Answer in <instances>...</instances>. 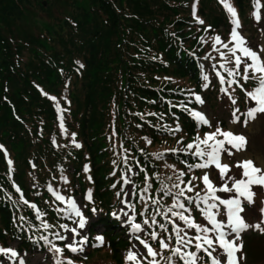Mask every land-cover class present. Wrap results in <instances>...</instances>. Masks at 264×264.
Segmentation results:
<instances>
[{
    "label": "trees",
    "instance_id": "obj_1",
    "mask_svg": "<svg viewBox=\"0 0 264 264\" xmlns=\"http://www.w3.org/2000/svg\"><path fill=\"white\" fill-rule=\"evenodd\" d=\"M231 3L242 20L250 19L253 0ZM203 4H211L222 15H214V28L229 22L217 0H0V245L15 242L23 253L46 250L54 262L59 259L62 264L72 259L73 252L56 237L70 215L48 191L51 185L66 198L91 192L87 208L89 212L96 209L94 223L102 228L101 244L118 259L125 244L116 232L115 213L129 184V210L146 233L156 232L157 241L168 243V257L172 256L178 246L172 225L157 209L165 212L173 200L163 196L160 188L162 183L169 187L176 183L179 171L186 173L185 182L200 177L197 169H188L199 160L184 149L205 131L182 105L196 107L192 93L206 102L218 93L223 95L219 84L203 79L215 74L200 65L205 55L198 48L197 18L209 26ZM28 11L41 17L33 22V32L22 28ZM216 71L225 76L222 87H228L227 72ZM255 86L251 80L245 85L249 90ZM233 88L229 92L236 100L246 99L239 88ZM177 126L180 131H169ZM73 139L79 148H74ZM157 154L163 158L157 159ZM129 169L136 173L126 179L131 177ZM192 183L203 194L201 181ZM13 185L35 209L23 203ZM156 199L159 204L152 202ZM262 199L257 196L252 205L257 217ZM190 207L195 220L203 219ZM176 222L185 228L182 221ZM44 223L51 227L45 229ZM185 231L193 235L191 229ZM42 236L62 248L63 254L50 252L51 245ZM95 246L100 248L97 242ZM164 260L165 255L158 256L159 264ZM171 264L183 262L172 256Z\"/></svg>",
    "mask_w": 264,
    "mask_h": 264
},
{
    "label": "snow or ice",
    "instance_id": "obj_2",
    "mask_svg": "<svg viewBox=\"0 0 264 264\" xmlns=\"http://www.w3.org/2000/svg\"><path fill=\"white\" fill-rule=\"evenodd\" d=\"M219 3L224 8L225 12L229 16V23L232 25L229 32V39L227 41L222 40L219 35L212 37L211 45L213 51L219 54V57L224 63H220L219 67L227 72V76L230 79L227 80L228 87H221L220 91L226 95L231 103L235 106L237 104L236 98L229 92V88L235 91L233 85L239 88L246 97V103L252 101L254 106L249 107L246 112L241 113L239 107H234L231 116L230 123L233 125H242L247 128L250 122L257 119L258 114H264V42H258L255 45L242 35L240 29L242 28L240 18L236 8L231 3V0H219ZM261 0H253V12L252 16L254 21L262 25L261 32H264V20L261 17ZM195 15V12H194ZM199 24H203L204 21L197 18ZM210 27V26H209ZM208 29H205L207 31ZM203 43H208V41L201 38ZM222 49L226 51H222ZM230 57V59H229ZM205 59H214L210 55L205 57ZM233 64L232 68H225V64ZM243 65V68L241 66ZM82 68L83 65L81 64ZM216 76L219 79L221 85H224L226 80L225 76L219 71H216V65H212ZM236 77H239L237 79ZM203 79L208 81V76L204 75ZM255 81L256 86L251 90L245 87L249 81ZM243 81V83H241ZM204 88L208 87V84L203 85ZM196 103L203 105L205 101L203 98L195 93H192ZM55 99V98H51ZM185 110L190 112V115L197 121L198 125H205L208 127H213L211 117L207 116L202 111L188 109L187 105H182ZM240 113V115H237ZM243 117V119H242ZM61 128L63 129V119L61 117ZM173 134L180 131L179 126L175 129H169ZM73 138L75 134H72ZM73 143L77 148L81 145ZM151 143V141H147ZM177 143H181L180 140ZM249 144L248 137L240 133L239 131H224L219 124L215 125V131L204 133L203 137L199 134L195 139L185 146L184 151L191 153L192 156L196 157L199 162L195 164H189L188 169H201V170H212L218 173V179L221 181L219 185L214 183L210 179V171H202L200 177H192V179L187 182L184 181L183 177L186 175L185 172L179 171L176 176V183H173L171 187L167 184H163L160 191L163 196H171L173 203L167 210L163 213L157 209V214L162 215L168 219V223L172 225V233L175 235L177 247L172 249V256H178L183 264H197L198 259H202L203 256L208 257L209 264H241L244 259L242 254L243 243L238 241L241 240V233L247 232L249 229L257 231L264 234V199L261 200V207L259 208V215L257 222L248 223L246 222V212L245 205H254L255 198L260 195L264 196V164L258 165L252 158L240 155L239 153H246L247 146ZM2 148V146H0ZM171 152H177L178 149H171ZM236 157L235 163L230 164L228 158ZM157 159H162V154H157ZM12 161L8 160V164L11 165ZM35 167V165H33ZM173 167L174 166H169ZM233 168L239 171V179L235 176L230 175ZM84 171H89L87 165H85ZM131 171V169H129ZM115 174V173H113ZM65 183H67V178H63ZM91 179V177H89ZM148 177L146 176V181ZM168 179H172L169 177ZM199 179L204 185L203 194L200 191H196V185L192 183L193 180ZM128 182L127 180L125 181ZM231 182V184H229ZM183 185V187H181ZM16 191L20 193L21 200L24 204L28 205L30 208L35 209L36 206L26 199L23 198V193L18 186L13 185ZM115 187V185H113ZM254 187H258L260 192L257 193L253 191ZM175 189V191H173ZM148 189L145 188L146 192ZM48 191L53 193L55 199L63 204L70 207L71 211L76 217H79L77 222L78 228L83 229L86 225L85 217L82 211L77 206V203L72 197H64L59 193L55 192L51 185L48 186ZM194 192L193 196L187 195V193ZM228 193L231 194L228 198H223L217 193ZM119 195V193H118ZM183 198V199H181ZM87 199L91 201V192L89 191ZM162 199V197H161ZM154 204H159L160 200L156 199L152 201ZM199 212L201 217L206 221V223H197L195 218L191 215L192 208ZM223 207V212L221 211ZM173 209H180V211H173ZM93 213L96 209H92ZM254 214H255V210ZM169 213L171 216L169 217ZM187 213V215L185 214ZM39 210H37V218L40 217ZM127 215V213H125ZM217 217H220L219 219ZM174 218V219H173ZM21 220L25 218L20 217ZM177 220L182 221L186 229L194 230V235L189 236L188 231L185 228H181L177 224ZM130 227L133 233H139L143 231L142 225L136 223L134 217H129ZM155 224L157 221L152 220ZM144 224H148L145 220ZM45 229L51 227L47 223L43 224ZM66 227V226H62ZM159 227L165 232H168V228L165 224H160ZM73 233V239L75 236L79 235L77 229L70 230ZM183 233V235L181 234ZM57 239L64 240L67 239L64 236L56 234ZM152 239H157L158 233H151ZM45 244L51 245L49 247L50 252L56 254H63V249L57 247L51 241L48 240L47 236H42ZM102 241V237H97ZM143 248L146 249L145 259L147 257H152L153 259L148 261V264H157L155 257L159 254L153 250V248L139 236L136 237ZM168 239H171V234ZM160 246L163 249L169 247L165 240L161 239ZM86 243V237L79 242V247L74 243L66 244L65 247L71 252H77L82 250V245ZM189 246L195 248V251H184ZM198 253H202L203 256H198ZM240 253L238 256L237 254ZM172 256L168 257L171 264ZM0 257L6 258L7 261H13L14 264H26V261L19 252H17L12 247H0ZM126 261L133 262L137 264L139 257L133 251H129V254L125 257ZM0 264H4V261H0ZM55 264H62L61 260L56 259ZM67 264H72L71 260L67 261Z\"/></svg>",
    "mask_w": 264,
    "mask_h": 264
},
{
    "label": "rangeland",
    "instance_id": "obj_3",
    "mask_svg": "<svg viewBox=\"0 0 264 264\" xmlns=\"http://www.w3.org/2000/svg\"><path fill=\"white\" fill-rule=\"evenodd\" d=\"M41 3L42 5L44 4L43 6H45L44 1H42ZM56 6L52 8L50 15L53 13L52 11L56 10L57 8ZM202 7H203V11H205L208 14L206 23L209 24L210 27L206 26V24L204 23L199 24L197 22L200 28V39H199L200 46H198V48H199V51L205 55V57L210 55L214 59L202 58L200 60V65L201 67L205 66L203 70L207 69V66L208 68H210V70H213L212 65L215 64L216 69L222 70L219 67V64L224 63V61L220 59L219 54L217 52L213 51L211 40H212V37L219 35L222 38V40L227 41L229 39V32H230L232 25L229 22L223 21L225 23L220 24V25L217 24L215 25L216 28H214L212 26L214 25L213 17L215 14H218V16L220 17L221 14H219L218 9L214 8L211 4H206V6L203 4ZM260 11H261L262 20H264V7H262ZM252 12L253 10H251V16L249 20L245 18L244 20H242V18L239 17L241 25H242V28L240 29V31L242 35L247 37V39L251 41L253 45H255L258 42H264V32H261L262 25H259L254 21ZM39 14L40 13H37L35 11H31V12L28 11L25 19L22 22V28L29 32H33L32 28L35 27L33 22L36 19L41 18L40 16H38ZM52 15L54 16V14ZM220 22H221V19H220ZM205 29H208V30L205 31ZM201 38L208 41V43H203L201 41ZM222 51H226V50L222 49ZM205 61H207V64H205ZM229 67H233V64L231 63L225 64V68H229ZM241 68H243V65L241 66ZM209 81L216 82L222 87L216 74L210 73ZM199 96L203 98L202 95H199ZM203 100L205 101L203 105H200L194 101L196 103V107L192 110L202 111L207 116L211 117V121L214 126L210 128L204 125L205 127L204 133L215 131V125L218 123L219 126L221 124L223 125L222 129L224 131L232 130V131H239L240 133L245 134L249 139L247 151L246 153H239L237 154V156L244 155V156L252 158L258 165L264 164V114H258L257 119L255 121L250 122L247 128H244L242 125H233L230 123V116H231V112L234 107H239L241 110V113H243V112H246V110L249 107L254 106L253 102L248 101L246 103V99H244L241 101L243 102L241 104V102L237 100V104L233 106L231 105L226 95L224 94L220 95L219 93L218 95L216 94L215 97L210 98L208 102H206L204 98ZM237 115H240V113H237ZM204 133L202 135L201 134L199 135L203 137ZM193 135H196V134H193ZM75 143H78V140H75ZM72 144L75 148V144L74 143ZM235 160H236V157L228 158V162L230 164H234ZM197 170L199 172V176H201L202 171H210V179H212L214 183H216L217 185L221 183V181L218 179V173L216 171L207 170V169L206 170L197 169ZM135 173L136 172L132 170L129 173L131 177L126 176L125 178L130 179L133 176H135ZM68 174H70V172ZM230 175L235 176L237 179L240 178L239 171L235 168H233L232 173H230ZM229 184H231V182H229ZM28 186L30 188L33 187L32 184H28ZM202 186L204 188L203 184ZM73 188L77 192L78 190L77 186L74 185ZM253 191L259 193L260 189L258 187H254ZM130 193H131V186L128 184L126 185V188L124 190L122 202L115 213V219L118 222V229H119V230L117 229L116 232L121 233V239L124 241V244H125L124 248L121 249L120 253L118 254V259H113L111 254L106 250V248H104V245H103L104 243L101 244V241L97 239V237H101L99 233L100 232L102 233V228L98 224L94 223L96 221V214H94L93 212H89V209L87 207L90 202L87 199L86 195L82 196V194L80 193L79 195L69 196L75 199L77 206L80 208V210L83 213V216L85 217L86 225H85V228L83 229L78 228L77 222L79 220V217L75 216V214L71 211L70 207L63 203L60 204L61 205L60 207L62 208V210L70 215V217H68L65 221L61 223L57 231L59 235L67 238V239L62 240L64 248H66L65 245L69 243H74L76 246L79 247V242L83 238L86 237V243L82 245V250L73 252L74 255L72 256V259H70L72 261V264H133V262L126 261L125 259V257L129 254L130 250L135 252L137 256L139 257V261L137 262V264H148V261L152 260L153 258L147 257L145 259L146 249H144L143 245H141L139 241L136 239L137 236H139L141 239L146 241L148 244L149 242L147 240H149L153 244H156L155 249L150 244L149 245L153 248L154 251L159 253L155 257V261L157 262V264H159V262L157 261L158 256L162 257L163 255H165L164 264H170L169 260L167 259L169 256V252H168L169 249L161 248L160 242L157 241V239L155 240L152 239L151 235L146 233L142 224H141L143 228L142 232H139V233L132 232L131 227H130L129 217H134V215H133V212L130 211L127 206V200L129 198ZM217 195L223 198H228V196L231 194L218 192ZM261 197L264 198V196H261ZM253 210L255 209L253 208L252 205L249 206L248 208H245L246 222L248 223L257 222L258 217H257L256 212L254 214ZM221 211L223 212V207H221ZM125 213H127V215H125ZM217 218L219 219L220 217H217ZM134 220L136 223H139L137 219L134 218ZM196 222L203 223V219H197ZM62 226H66V227H62ZM74 228L77 229V231L79 232V235L75 236V238L73 239V233L70 230ZM90 229H92L94 233H92L91 235H88V232ZM192 231L194 235V230ZM95 242L100 244V248L98 250H96L98 247L95 246ZM240 242H242L244 246L242 250L244 259L241 261V264H264V234H261L257 231H253L249 229L247 232L241 233V240L238 241V243ZM0 247L14 248L17 252L21 254V256L24 257L26 264H55V262L52 260L51 256L46 250L41 251V252H39L38 250H34L32 252L23 253L17 248L16 243L12 241H9V242L5 241L2 245H0ZM94 250L96 251L93 252ZM184 251H188V250L184 249ZM189 251H195V248L189 247ZM200 254L201 256H203L202 253ZM237 255L239 256L240 253H238ZM0 261H4V264H14L13 261H7L6 258L4 257H0ZM63 264H67V261L64 262ZM197 264H209L208 257L203 256L202 259H198Z\"/></svg>",
    "mask_w": 264,
    "mask_h": 264
},
{
    "label": "water",
    "instance_id": "obj_4",
    "mask_svg": "<svg viewBox=\"0 0 264 264\" xmlns=\"http://www.w3.org/2000/svg\"><path fill=\"white\" fill-rule=\"evenodd\" d=\"M44 5V4H43Z\"/></svg>",
    "mask_w": 264,
    "mask_h": 264
}]
</instances>
